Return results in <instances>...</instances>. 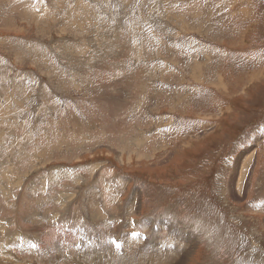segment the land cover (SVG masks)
Instances as JSON below:
<instances>
[{"label": "rangeland", "instance_id": "1", "mask_svg": "<svg viewBox=\"0 0 264 264\" xmlns=\"http://www.w3.org/2000/svg\"><path fill=\"white\" fill-rule=\"evenodd\" d=\"M22 199L58 264L126 259L124 230L63 245L86 199L198 236L184 264H264V0H0L5 228Z\"/></svg>", "mask_w": 264, "mask_h": 264}, {"label": "bare ground", "instance_id": "2", "mask_svg": "<svg viewBox=\"0 0 264 264\" xmlns=\"http://www.w3.org/2000/svg\"><path fill=\"white\" fill-rule=\"evenodd\" d=\"M139 93H141L140 90H138V94ZM100 99H102V98H100ZM105 100L110 102V103L112 102V99L109 97H105ZM112 103H114V102H112ZM105 106H104V108H105ZM90 107H91V105H90ZM70 115L72 116V114H70ZM106 115H108V114H106ZM71 116H70V118H71ZM65 117L67 118V116H65ZM70 118H68V119H70ZM72 118H71V120H72ZM83 118L85 119L86 117H83ZM87 119H89V118H87ZM65 120H67V119H65ZM73 120H75V118ZM78 120L79 119H77V121ZM67 121L70 123L69 127H72L71 121L70 120H67ZM80 121H81V119H80ZM73 123H75V121H73L72 124ZM75 124H77V122ZM92 124L94 125L95 128H98V129H99V127H102V126H100L99 121H97L96 123L92 122ZM77 125H79V124H77ZM80 125H82V124L80 123ZM77 128H79L77 130H80L79 126H77ZM88 128H89V125H88ZM69 129H67V130H69ZM82 129L83 128H81V130ZM86 130H87V128H86ZM88 130L89 131H87L86 133L83 131H78V132L81 134L85 133V136H87V137H90V136L92 137L95 135V132H93L94 128L91 130L90 129H88ZM116 131H117V129H116ZM113 133H115V132L113 131ZM120 133H121V131H120ZM118 134L116 137H118ZM128 135H130V134H128ZM108 137H110V136H108ZM111 137H112V135H111ZM116 137H114V138H116ZM119 138H121V136ZM95 139H96V137H95ZM116 139H118V138H116ZM124 139H128V138H124ZM119 140H121V139H119ZM107 141L109 144V141L113 142L114 140H107ZM124 142H126V140ZM110 144H112V143H110ZM113 144H112V146H113ZM115 144L114 145L117 146V142ZM118 144L119 145H126V144H120L119 141H118ZM70 147H71V145H70ZM117 147H116V149H117ZM122 147L120 146L119 149ZM110 148H111V145H110ZM127 148L128 147L126 146L124 151H126ZM151 148H153V147H151ZM135 153H136V151H135ZM139 153H140V151H139ZM137 156H138V159L143 157V156L145 157V155H143V154H137ZM119 159L122 160L121 157ZM129 161H130V159H129ZM92 169H90V171ZM229 187L231 188V194H233V191H232L233 190V182L230 183ZM237 189L239 191L238 186H237ZM240 192L241 191H239L238 194H240ZM42 193H44V192H42ZM235 193H236V191H235ZM38 198H40V197H38ZM39 200L40 199H38V201ZM139 200H140V197H139ZM20 201L21 202H19L17 207H13V209H14L13 211H12V209H10L12 212L7 213L8 222H9L10 227L5 228L0 223V264H49V262L55 263L56 261L54 262V260H57V259L52 256L53 252L50 254V253H46V251L45 252L41 251L42 247H40L41 250L39 248H36L35 242L31 241V240L38 239V237L41 234H44L43 228L41 226V223H39L38 221L35 220L36 214L34 212H31L28 215V210H29V204H27L28 199H22ZM29 201H30L31 206L35 205V203H34L35 200L33 202V200L29 199ZM37 204L38 203H36V205ZM82 206L83 207L80 210L81 211L80 214H76L74 212L72 217H71L72 218V225H68V226L73 231V233L66 237V241L63 245L67 244L69 248H75L78 245H81L80 243L83 242L88 237H90V235L92 233H94L93 235H97L99 237L97 240L92 239L91 240L92 243L101 245V243L102 244L105 243V241H104L105 238H107L108 236L113 234V233L110 234L111 232H113V230H118V231L124 230L125 237H124L123 253L125 255L122 258H126V259L122 260L123 262L120 260L123 264H184L186 262V260L191 256V250L193 249V245L195 244V241L198 237V236H195L193 239V236L189 232H181L177 237H173V234H171V232L168 229H166L169 225L164 224L166 219H162V218L159 219L158 218V219H155L156 221L155 220H149V219H143L142 221H136L135 219H132V215L135 214V212L129 213L127 210L124 212H111V213L107 214L108 215L107 217L102 216V217L94 218L95 216L92 215L91 218H89L86 215V213L88 211V206L90 209L94 210L95 209L94 206H96L95 203H93V201L88 202V200L86 199L85 201H83ZM26 215H28V216L26 218H24ZM9 219L12 221H10ZM21 220H25V221H29V222L33 223L32 226L30 227L32 229L31 232L29 231V233H25V231L27 232V230H28V225L21 222ZM120 220H121V223L118 226L117 224L119 223L118 221H120ZM105 221L107 223H105ZM13 222H15L16 225H14ZM54 222L55 221L52 217L47 219L45 221V227H46V225L54 226L55 225V224H53ZM76 222H81V226L80 225L75 226L74 224H76ZM13 226H15V227H13ZM86 226H88V227H86ZM81 227L83 228V230H80ZM159 228H161V229H159ZM15 230L19 231V233L21 232V230L24 232L23 234L25 236L23 237V240L20 236L21 234L20 235H18V233L16 234ZM90 230H93V231H90ZM144 232H145V234H143ZM15 234H16L17 240H15ZM26 234H29V235H26ZM48 239L50 240L49 237H48ZM51 239H52V237H51ZM4 241H11L13 243V246L4 248L2 246V243ZM51 241H53V239ZM54 241H55V243L51 242L52 246L49 245V247L51 246L50 248H52L53 251H55L59 245L55 239H54ZM106 242H108V241H106ZM49 247L48 248L46 247V248L50 249ZM47 252H48V250H47ZM116 261H118V260H116ZM55 264H58V263L56 262ZM60 264H62V263H60Z\"/></svg>", "mask_w": 264, "mask_h": 264}]
</instances>
